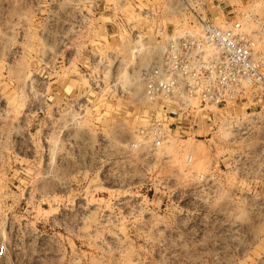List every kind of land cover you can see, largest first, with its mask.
Here are the masks:
<instances>
[{
    "label": "rangeland",
    "instance_id": "obj_1",
    "mask_svg": "<svg viewBox=\"0 0 264 264\" xmlns=\"http://www.w3.org/2000/svg\"><path fill=\"white\" fill-rule=\"evenodd\" d=\"M150 3L0 0V264H264V106L135 145L183 24Z\"/></svg>",
    "mask_w": 264,
    "mask_h": 264
},
{
    "label": "built area",
    "instance_id": "obj_2",
    "mask_svg": "<svg viewBox=\"0 0 264 264\" xmlns=\"http://www.w3.org/2000/svg\"><path fill=\"white\" fill-rule=\"evenodd\" d=\"M262 1L162 0L183 24L181 34L138 71L150 118L136 132L135 145L159 149L176 134L223 121L230 106H264V17L254 9ZM116 25L129 31L122 20ZM6 253L0 243V260Z\"/></svg>",
    "mask_w": 264,
    "mask_h": 264
},
{
    "label": "crops",
    "instance_id": "obj_3",
    "mask_svg": "<svg viewBox=\"0 0 264 264\" xmlns=\"http://www.w3.org/2000/svg\"><path fill=\"white\" fill-rule=\"evenodd\" d=\"M90 42H91V40L89 39V40H88V45L90 44Z\"/></svg>",
    "mask_w": 264,
    "mask_h": 264
}]
</instances>
